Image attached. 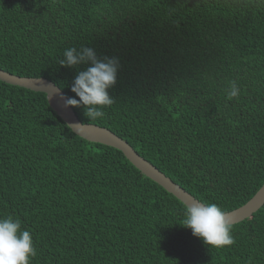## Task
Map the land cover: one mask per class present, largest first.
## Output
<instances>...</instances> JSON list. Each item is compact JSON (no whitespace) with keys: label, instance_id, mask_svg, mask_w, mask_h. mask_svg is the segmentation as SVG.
Segmentation results:
<instances>
[{"label":"trees","instance_id":"16d2710c","mask_svg":"<svg viewBox=\"0 0 264 264\" xmlns=\"http://www.w3.org/2000/svg\"><path fill=\"white\" fill-rule=\"evenodd\" d=\"M72 47L118 60L104 117L73 107L84 124L226 213L264 186L261 0H0L4 71L75 97L91 65L62 66ZM184 211L121 151L77 136L46 94L0 81V218L31 233V264H264V208L222 248L183 227Z\"/></svg>","mask_w":264,"mask_h":264},{"label":"clouds","instance_id":"9594fccd","mask_svg":"<svg viewBox=\"0 0 264 264\" xmlns=\"http://www.w3.org/2000/svg\"><path fill=\"white\" fill-rule=\"evenodd\" d=\"M264 3V0H261ZM59 63L64 67L90 64L85 71L77 74L71 85L75 97L64 98L65 107H83L89 120L102 119L103 109L114 104L109 89L116 84L118 60H100L89 47L64 49ZM240 88L235 80L228 83L229 100L238 98ZM78 97V99L76 98ZM184 219L180 223L192 230V234L206 245L222 248L234 244L233 222L227 213L216 203L204 204L199 200L185 202ZM37 255L33 238L28 230H22L21 221L7 216L0 218V264H31Z\"/></svg>","mask_w":264,"mask_h":264},{"label":"water","instance_id":"95a60500","mask_svg":"<svg viewBox=\"0 0 264 264\" xmlns=\"http://www.w3.org/2000/svg\"><path fill=\"white\" fill-rule=\"evenodd\" d=\"M0 81L32 92L46 94L50 107L77 136L91 143L102 144L121 151L135 168L142 172L147 178L164 188L168 193L176 197L184 205L185 202L192 203L194 200H198L195 196L159 170L155 165L139 155V153L127 141L111 130L98 125L84 124L73 107H65L64 100L61 99V96L64 98L68 97L53 81L46 78L21 77L6 72L1 68ZM263 208L264 186L246 205L227 213V215L230 217L233 225H236L252 218Z\"/></svg>","mask_w":264,"mask_h":264}]
</instances>
